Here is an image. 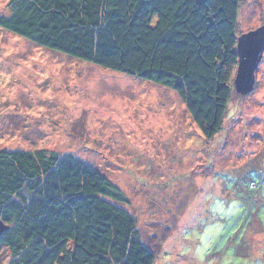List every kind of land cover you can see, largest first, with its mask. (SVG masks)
<instances>
[{"label": "rangeland", "instance_id": "1", "mask_svg": "<svg viewBox=\"0 0 264 264\" xmlns=\"http://www.w3.org/2000/svg\"><path fill=\"white\" fill-rule=\"evenodd\" d=\"M241 1L239 35L264 25V0ZM11 2L0 0V17L11 16ZM262 58L254 88L234 89L210 138L173 89L50 51L0 24V150L46 149L103 173L131 203L124 209L154 264H264ZM226 239L233 256L211 252L229 248ZM12 259L0 244V264Z\"/></svg>", "mask_w": 264, "mask_h": 264}, {"label": "trees", "instance_id": "2", "mask_svg": "<svg viewBox=\"0 0 264 264\" xmlns=\"http://www.w3.org/2000/svg\"><path fill=\"white\" fill-rule=\"evenodd\" d=\"M241 0H12L2 28L81 62L173 89L204 135L227 119ZM64 154V153H63ZM131 204L71 155L0 150L9 264H154ZM211 252L227 254L232 245Z\"/></svg>", "mask_w": 264, "mask_h": 264}, {"label": "water", "instance_id": "3", "mask_svg": "<svg viewBox=\"0 0 264 264\" xmlns=\"http://www.w3.org/2000/svg\"><path fill=\"white\" fill-rule=\"evenodd\" d=\"M239 64L234 79L236 93L246 95L256 84V71L264 54V25L238 35ZM0 221V235L6 230Z\"/></svg>", "mask_w": 264, "mask_h": 264}]
</instances>
